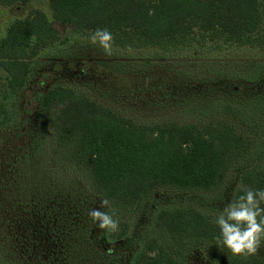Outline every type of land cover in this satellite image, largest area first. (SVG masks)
<instances>
[{
    "label": "trees",
    "instance_id": "obj_1",
    "mask_svg": "<svg viewBox=\"0 0 264 264\" xmlns=\"http://www.w3.org/2000/svg\"><path fill=\"white\" fill-rule=\"evenodd\" d=\"M29 1L0 0V5ZM49 7L51 17L36 9L27 19H15L0 39V67L7 81L0 89L1 130L18 124V102L43 56L66 54L96 29L112 34L116 51L157 48L167 54L192 47L214 54L241 44L264 50V0H49ZM57 22L72 26L71 35L62 36ZM249 65L241 64L237 72L253 81L252 70L264 71V61ZM220 105L235 124L247 123L246 108L232 100ZM221 107L215 104L214 110ZM39 108L51 123L57 150L86 174L98 196L126 214L136 213L158 187L217 192L236 166L240 185L232 202L243 188H264V146L254 149L232 123H137L62 84L45 91ZM117 220L116 231L105 230L108 243L131 239L128 221ZM213 220L199 208H159L143 237L130 240L128 264H190L196 242L217 244L219 228ZM219 247L225 251L219 264H264L258 250L233 255ZM257 247H264V237Z\"/></svg>",
    "mask_w": 264,
    "mask_h": 264
},
{
    "label": "rangeland",
    "instance_id": "obj_2",
    "mask_svg": "<svg viewBox=\"0 0 264 264\" xmlns=\"http://www.w3.org/2000/svg\"><path fill=\"white\" fill-rule=\"evenodd\" d=\"M36 9L51 17L49 0L0 5V39L15 19H27ZM56 24L62 36L73 32L70 25ZM88 36L82 35L66 54L43 56L42 66L18 102V124L0 129V262L4 264H128L130 240L143 237L159 208H199L215 218L240 185L236 166L217 192L158 187L134 214L110 203L101 207L102 198L86 174L57 150L51 123L39 110L40 98L54 85L79 88L137 123L229 122L254 149L264 146L263 68L252 70L253 81L241 79L237 72L241 74V64L264 61L259 46L235 45L214 54L192 47L167 54L157 48L112 49L108 54ZM110 64L123 69L113 70ZM6 83L0 67V89ZM229 100L247 109V123L235 124L231 113L222 111L220 104ZM215 104L221 109L214 110ZM93 208L127 220L131 239L108 243L105 230L88 215ZM257 250L264 256V247ZM224 254L216 243L199 241L188 260L219 264Z\"/></svg>",
    "mask_w": 264,
    "mask_h": 264
},
{
    "label": "clouds",
    "instance_id": "obj_3",
    "mask_svg": "<svg viewBox=\"0 0 264 264\" xmlns=\"http://www.w3.org/2000/svg\"><path fill=\"white\" fill-rule=\"evenodd\" d=\"M88 40L111 54L113 37L107 29H96ZM108 204L107 199H101V207ZM88 215L100 229L116 231L119 227L113 215L99 208L90 209ZM213 223L219 228L218 246L222 244L233 255L255 254L264 237V188H243L242 194L226 204Z\"/></svg>",
    "mask_w": 264,
    "mask_h": 264
}]
</instances>
